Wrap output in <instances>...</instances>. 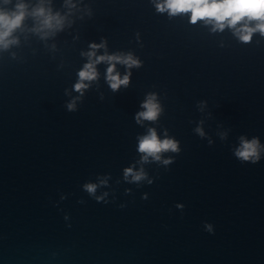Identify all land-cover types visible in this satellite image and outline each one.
I'll list each match as a JSON object with an SVG mask.
<instances>
[{"label":"water","instance_id":"obj_1","mask_svg":"<svg viewBox=\"0 0 264 264\" xmlns=\"http://www.w3.org/2000/svg\"><path fill=\"white\" fill-rule=\"evenodd\" d=\"M20 3L0 44V264H264V33L241 39L258 21L192 23L164 0L0 9ZM40 7L61 25L44 27ZM100 56L139 63L100 61L77 91ZM113 64L129 77L116 90ZM150 96L156 119H138ZM151 130L177 150L140 152ZM245 140L255 162L236 154Z\"/></svg>","mask_w":264,"mask_h":264},{"label":"clouds","instance_id":"obj_2","mask_svg":"<svg viewBox=\"0 0 264 264\" xmlns=\"http://www.w3.org/2000/svg\"><path fill=\"white\" fill-rule=\"evenodd\" d=\"M158 11H164L165 9L170 10V14L176 13H186L191 11V22L196 23L198 20H214L216 26L223 29L225 25L235 27L238 22L247 19L248 21H258L255 28L244 25L242 30L241 39L243 41H249L251 35L254 31L259 30L264 33V0H164L163 4L157 5ZM27 15L26 5L23 3L16 5V10L14 11H4L0 9V44L7 47L10 41L7 40L9 36L13 33L15 29L20 27ZM33 15L44 17L43 26L47 28H52L57 25H61L62 20L59 18L58 14L53 16L50 12H46L43 7L35 9ZM55 21V24L53 23ZM102 45H93V48L100 47ZM89 56H95V52L89 53ZM116 60L120 61L123 59L124 63L129 66L138 64L139 62L128 56L126 59L119 56H100L95 61H91L85 65L84 69L80 71V82L75 85L77 91L86 87L83 83L86 80H93L97 76L95 64L103 60ZM115 65H111L108 68V79L110 81V86L113 90L120 87L121 84L127 85L129 77L125 76L123 79L120 78L118 73H114ZM69 109L71 110L74 105L69 104ZM143 107L146 109L138 114V119L143 117L147 120L156 119L159 106L155 102V97L150 96L147 101H145ZM177 150V145L175 142L165 139L163 141L159 140L155 130H151L150 134L143 137L139 144V151L147 153L159 159V153L167 150ZM237 156L242 160H255L259 159L258 154V141H243L241 148L237 151ZM147 159V156H145ZM168 163V161H165ZM132 173V169H126L125 175ZM143 173H136L134 175L135 180H140L143 177ZM95 184H86L85 188L89 193H95ZM99 199V198H98ZM211 228V226H208Z\"/></svg>","mask_w":264,"mask_h":264}]
</instances>
